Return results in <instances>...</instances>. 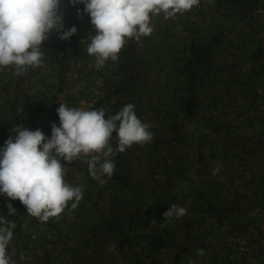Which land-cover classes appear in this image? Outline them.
<instances>
[{
  "label": "trees",
  "instance_id": "16d2710c",
  "mask_svg": "<svg viewBox=\"0 0 264 264\" xmlns=\"http://www.w3.org/2000/svg\"><path fill=\"white\" fill-rule=\"evenodd\" d=\"M212 3L193 8L201 14L213 7L212 15L209 18L204 16L207 22L203 25L199 21H192L188 12L166 20L156 38L141 37L144 50L152 54L156 62L166 92L165 95H156L147 106L149 131L153 139L142 146L134 144L124 153L114 156L115 172L111 179L104 177L106 183L100 186L90 176L87 163L77 160L66 164L61 160L69 168L65 182L72 186L82 185L83 198L77 208L72 209V202H69L59 218H50L46 223L29 216L19 200L11 201L0 195V215L16 225L7 250L12 264H115V257L106 255L102 249V240L106 236L115 244L117 251L124 254L123 263L159 264L154 252L166 251L169 253L167 256L173 254L174 264H180L181 254L169 228L172 219L167 222L163 219V213L167 211L164 204L166 191L154 197L159 182L163 189L167 188L174 175L179 178L174 186V199L188 194L191 208L196 213L194 221H185L188 240H200L201 237L198 239L193 230L196 226L211 229L212 224H206L210 218L224 224L223 213H216L205 193H196L195 188L190 192V186L182 189V184L195 185V176L201 173L200 169L190 173L189 168H177L176 164L173 167L163 166L160 160L155 159L162 146L171 147V155L172 149H180V145L185 144L182 135L172 138L165 135L167 130L177 128V124L167 123L172 109L184 111L187 119H193L196 112H212L214 119H207V126L213 123L214 128L220 129L229 125L220 122L221 107H226L225 104H229L227 101L231 103L237 99H247L254 105L259 98L255 85L256 82L261 85L264 80V0H212ZM83 9L82 4L73 7L70 0H61L60 14L64 28L75 26L77 33L67 41L59 39L62 33L50 34L41 46L43 68L29 67L27 73L20 76L15 74L12 67L0 70V149L4 148L7 139L15 136L12 128L17 124L32 131L39 129L47 138H51V125L55 123L60 126L57 108L61 103L85 110L103 107L106 115L110 116L131 101H134V105L136 101L140 102L141 89H146L143 84L145 73H139L134 86V72H130L133 70L130 57L138 41L128 40L117 61L109 59L103 68L97 69L95 58L87 53V46L95 31ZM78 10L80 15L77 14ZM226 31H235L234 35L237 34L240 43L234 45L236 40L227 39ZM162 46L167 52L160 49ZM168 55L172 57L170 63L166 62ZM248 59L252 60V72L258 80L242 74L241 65ZM198 69L201 77L196 82ZM69 74H72L71 79L68 78ZM122 77L128 79L123 80L125 84H119ZM133 90L136 92L132 93ZM220 104L222 106L219 107ZM136 107V115H139V108ZM115 136L116 133H113ZM192 143L197 145L198 151L204 148L203 141L199 139ZM115 145L116 141L113 140L112 146ZM121 155L129 158L127 169L121 168L120 162L117 163ZM204 159L200 151L198 166ZM155 169L160 170L159 176L164 174L163 170L170 176H160L153 181ZM142 173L144 179L148 180L147 186L139 181ZM119 180L126 187H121ZM139 188L143 196L144 189L150 188L149 202L139 196ZM111 191L115 193L108 194ZM127 196L130 198L127 199ZM9 203L16 209L15 215L9 216ZM236 216L239 217L238 214ZM163 223L168 226L161 228ZM213 262L218 263L217 259H213Z\"/></svg>",
  "mask_w": 264,
  "mask_h": 264
},
{
  "label": "clouds",
  "instance_id": "9594fccd",
  "mask_svg": "<svg viewBox=\"0 0 264 264\" xmlns=\"http://www.w3.org/2000/svg\"><path fill=\"white\" fill-rule=\"evenodd\" d=\"M200 2L70 0L73 7L84 5L83 13L90 17L95 35L87 46V53L95 58L97 69L103 68L109 59L117 61L128 40L139 41L150 36L154 30L153 17L162 14L163 19L169 20L190 12ZM60 4L61 0H0V70L12 67L20 76L29 67L43 68L41 46L50 34L62 33L59 39L67 41L77 33L75 26L64 28ZM77 14H81L79 10ZM57 114L60 126L51 125V138L39 129L32 131L17 124L12 128L15 136L7 139L0 149V195L11 201L19 200L27 214L41 223L59 218L69 202L72 209L77 208L83 198L82 185L65 182L69 168L61 160L66 164L77 160L87 163L92 179L103 186L104 177L111 179L115 172L114 156L134 144L142 146L153 139L150 125L138 118L131 103L110 116L103 107L85 110L61 103ZM219 171L217 166L213 175ZM7 208L9 216L16 214L11 203ZM186 214L187 208L173 204L163 213V219L167 222ZM160 226L165 228L168 224ZM15 227L13 221L0 215V264H12L7 250ZM197 255H205L204 250L198 249Z\"/></svg>",
  "mask_w": 264,
  "mask_h": 264
},
{
  "label": "rangeland",
  "instance_id": "374dc122",
  "mask_svg": "<svg viewBox=\"0 0 264 264\" xmlns=\"http://www.w3.org/2000/svg\"><path fill=\"white\" fill-rule=\"evenodd\" d=\"M214 4V3H212ZM210 5V4H208ZM203 6V5H202ZM214 6V5H213ZM199 7V6H198ZM204 7V6H203ZM211 10L213 9V7H210ZM203 9V8H201ZM211 10L210 9H206L205 11H203V13L199 14L196 13L195 10H191L189 13L191 14V20L192 21H199L202 25L205 23L206 20H204V16L206 17H210L211 14ZM212 13H214L212 11ZM264 16V14H262ZM166 20L163 19V15L161 14V16H157V17H153L152 18V25L154 27V30L152 32V34L149 37H153L156 38L157 32L160 30L161 26L163 23H165ZM207 22V21H206ZM260 26L262 25V22L259 20ZM234 33H236L235 31H230L227 32L226 31V37L227 39H230L231 41L236 40V44L234 45H238L237 43H240V39L237 36V34L234 35ZM162 44V43H161ZM264 44V43H263ZM163 45V44H162ZM256 46V45H254ZM253 46V47H254ZM252 47V48H253ZM145 45H144V41L143 40H139L138 42H136V47H134V54L130 57L131 61L130 63L133 65V70H130L131 73L134 72V77H133V85H136L137 79H139V73L140 74H144V86H146V89H141V97H140V102L136 101L137 107L139 108V115L138 118L141 119V121L145 124L149 125V120H148V115L147 113V106L148 104L151 102V100H154L156 95H165L166 92V87L165 84L163 82V80L161 79V76L159 74V70L157 71L156 68V62L152 56V54L150 55L149 53H147L145 50ZM159 48V47H157ZM160 49H164L163 46ZM232 50H235L232 49ZM231 50V51H232ZM155 50L153 49V52ZM163 51L167 52L166 49H164ZM217 53L219 54V46H217ZM136 55V57H135ZM219 56V55H218ZM264 58V56H263ZM172 60V57L170 55H168L166 62L170 63V61ZM264 62V61H263ZM242 68L247 67L248 69L253 68V64H252V60L248 59V61L244 62L242 65ZM159 67V66H157ZM242 70V69H241ZM194 73H196V71H194ZM129 75V74H127ZM72 74L68 75V78L71 79ZM201 77V71L198 69L197 74H196V82L199 81ZM121 81H119V84H125L123 83V80L125 79V81H127L128 79H126L125 77L120 78ZM253 79H257V77H254ZM252 79V80H253ZM248 80L250 81V79L248 78ZM196 82H194V84H196ZM259 83L256 82V89L259 87ZM184 86V85H183ZM143 87V85H142ZM141 87V88H142ZM136 91L133 90L132 93H135ZM134 101H131L129 103L133 104ZM229 104H225L226 107H221V119L220 122H224V123H230L229 125H227V127H221L220 129H217L216 127L214 128L212 125H215L213 123H211V125L207 126L208 121L207 119H214V114L212 112H208V113H204V112H196L194 118H190L187 119L186 115L184 113V111L178 110V108H174L172 109V111L169 112V116H168V120L167 123L169 124H177V128H171L169 130H167L165 132V135L168 136L169 138L178 136V135H182V137H184V143L180 145V149H172V156L169 154V152L171 151V147L169 146H165V147H161L157 153L155 154L156 160H160V162L162 163L163 166L168 165V167H170V165L173 167L177 166V168H181V167H186L189 168L190 173H193L194 171H196L197 169V160L199 157V153L200 151H205V152H209L210 148L211 151H217V149L219 148L218 146V141H220V143L222 142H232L235 143L233 144V150L237 151V150H241V148H243V150H247L249 157L252 156H258L257 158H255L253 161H251L253 163V166H248L251 170H253V167H257V173H260V171H262V169H264V145L261 141V133H262V125L259 122H251V123H246V124H237V122L230 121L228 119V116L230 113L235 112V111H239V109H242L244 107V109L247 107L249 111H254V105L253 103H250L247 99H237L235 101H232ZM226 102V103H227ZM141 103V104H140ZM175 105H177L176 103H174ZM246 105V106H245ZM222 106L221 104L219 105V107ZM204 110V108H202V111ZM204 113V114H203ZM145 117V119H144ZM206 117V119H205ZM179 131H178V130ZM238 136H240L242 139L238 140ZM200 137V138H199ZM200 140L203 141V149L198 151L197 149V145L193 144L192 141L195 140ZM231 143V144H232ZM186 147L184 148L183 146ZM251 159V158H250ZM117 163L120 162L121 163V168L123 169H127L128 165L130 164L129 158L126 157H122L119 156V158H117ZM237 160V159H236ZM235 160V161H236ZM179 163V166H178ZM255 163V164H254ZM234 165V164H233ZM125 167V168H124ZM232 168V169H231ZM236 168H238L236 166ZM235 167H230V170H234ZM225 170V169H224ZM165 170H163L164 174H160V176L162 177H169L170 174L167 175V173L164 172ZM160 170L158 171V169L154 170V173L152 174V180L154 181L155 179H159ZM141 180L142 184L144 183L146 186L148 184V180L145 178L144 179V174H141ZM197 176V175H196ZM195 176V177H196ZM246 176L243 175V179ZM144 179V180H143ZM179 178L176 177L175 175L172 177L171 182H170V186L168 185L167 188L162 187V184L159 182L158 188H156V193H154V197H158L162 195L163 190L166 191L165 192V196H164V201H165V207L168 210V208L175 204L177 206H182L187 208V214L179 219L176 218H172V222L169 225V228L171 229L173 236L175 237V240L177 242V250L182 252V256L183 258L187 257V253H192L193 249L196 250L195 254H191L190 255V259H193L194 264H197V260L199 257H201L200 262L198 264H218L216 262H213V258L214 256L219 254H223V250L221 249L220 246H222L224 248V243L221 242L219 240V244H218V248L217 249H211V248H207L204 247L201 244V241L198 240H188L187 238V233H186V227H185V221L190 219L192 221H194L196 219V213L195 211L192 210V206H191V202H190V197L188 194H183L185 196H177L178 198L174 199V186H176L178 184V180ZM197 179L195 178V181ZM194 181V183H195ZM245 181V180H244ZM119 182L121 183L120 186L121 187H126V184L122 181L119 180ZM154 183V182H153ZM181 182H179L180 184ZM173 184V186H172ZM251 184L252 183H248ZM256 183H253V185H255ZM183 186H190L189 191L192 192V190L196 187V183L193 186L190 183L187 184H182ZM180 185V186H182ZM196 186V187H195ZM120 188V187H119ZM183 190H185V188L182 187ZM200 190V191H199ZM150 188H145L144 192H145V196L142 195V190L141 188H139L138 192H139V196L142 197V200L149 202V198L151 197V195H149ZM251 191V190H249ZM264 191V189H263ZM196 193H200V192H205L204 189H201V186H198L196 191ZM114 191L109 192L108 194H114ZM161 193V194H160ZM251 196V194L249 195ZM130 197L127 196V199H129ZM133 200V198H132ZM152 199H150L151 201ZM212 218L209 219V221H211ZM212 234L215 235L216 237L218 236V230L215 229L211 230ZM194 235L199 239L200 237H202L201 234L204 233V227L202 226H196L195 229L193 230ZM262 235V233H260ZM201 235V236H200ZM219 238V237H218ZM242 240V239H241ZM102 249L104 250L106 255H111L114 256L115 258V264H128L127 261H125V263H123V258L125 257L124 254H122L121 252H118L116 249L115 244L109 239V237H104V239L102 240ZM198 249H203L205 255L203 256H198L197 255V250ZM154 254L156 255V258H162V255L158 252H154ZM97 256V253L94 254V257ZM181 257V256H180ZM166 258V255H165ZM188 259V263L184 262L185 264H190V262L192 260ZM251 259V257L249 258ZM96 260V259H95ZM166 263V262H165ZM182 264V263H180Z\"/></svg>",
  "mask_w": 264,
  "mask_h": 264
},
{
  "label": "crops",
  "instance_id": "0c3cea01",
  "mask_svg": "<svg viewBox=\"0 0 264 264\" xmlns=\"http://www.w3.org/2000/svg\"><path fill=\"white\" fill-rule=\"evenodd\" d=\"M240 123L246 124L248 122H237V124ZM240 139L242 138L238 136V140ZM231 143V141L229 143H220L218 141L219 148L217 151H211V148L209 152L201 151L205 159L200 166H197L201 170V173L196 176L197 180L195 183L197 187L201 186V189L205 190L203 193L207 195L212 205H214L216 213L222 212L224 216V224H219L216 220H212L215 221L212 224V230L216 227L220 236L219 240L224 243V248L220 246L223 254H220L219 251V254L213 259H217L218 264H264V215L259 217L258 221L248 220V216H246L248 211L255 205L263 204L259 194L264 189V169L260 173H257V167H253L254 169L251 170L248 166H253L251 161L258 156H253L251 160L246 149L243 150L241 148V150L235 151L233 150V144L235 143ZM217 166H219L220 171L213 175V171ZM230 167H235V169L230 170ZM243 175L246 176L244 179ZM248 183H252V186ZM253 183L256 184L253 185ZM183 188L186 189V186H183ZM250 194L251 196H249ZM237 214L239 215L237 218H239L240 223L232 226L228 231L219 233V227L231 222L233 220L231 217ZM258 231L259 234H257ZM227 235L233 236L240 245L243 244L246 247L245 252L237 253V263L226 260V254L230 252L232 247L227 240ZM195 251L193 249L192 253L195 254ZM179 253L181 254V263H188L192 253H187L185 258H183L181 251ZM160 254L162 255L161 260L157 258L159 264H174L172 253L169 256H167L169 253L166 251L160 252ZM250 257L251 259H249ZM200 258H198L197 264L200 262ZM190 260L193 262V259Z\"/></svg>",
  "mask_w": 264,
  "mask_h": 264
},
{
  "label": "built area",
  "instance_id": "2783aa9c",
  "mask_svg": "<svg viewBox=\"0 0 264 264\" xmlns=\"http://www.w3.org/2000/svg\"><path fill=\"white\" fill-rule=\"evenodd\" d=\"M207 3L208 4L212 3V0H201L200 6H202V5L204 6ZM242 74L244 77L245 76L251 77L250 79H253L256 76V74L254 72H252L251 69H248L247 67L242 68ZM257 93L259 95V98L255 101V104H254L255 110L254 111H249L247 107L245 109L243 107L242 109H239V111H235V112L230 113L228 116V119L232 122L233 121H235V122H248V123H251L254 121L259 122L262 125L261 141L264 145V80L261 81V85H259V87L257 88ZM250 158L252 160L253 156ZM261 191L262 192H260L259 195L261 196V199L263 200V204H257L251 210L248 211V214L246 215V216H248V220H255V221L257 220L258 221L259 217H263V215H264V191L263 190H261ZM232 218H233V220L231 222H228L227 224L219 227V233L228 231L232 226L236 225L237 223L238 224L240 223L239 218H237L236 215L233 216ZM212 220L211 221L208 220L206 224H210V223L214 224L215 221H212ZM207 226H209V225H207ZM259 228L262 229L261 227H259ZM211 230H212V228L208 230V228L206 226H204V233L202 234L200 241L204 247L211 248V249H217L220 236L218 235L216 237L215 235L212 234ZM257 234H259V231ZM227 240L232 247L230 249V252L228 251L229 253L226 254V260L229 262H232V263H237V261H238V254L237 253L238 252H241V253L245 252L246 247L243 244L240 245L238 243V241L233 236L227 235ZM236 243H237V245H236Z\"/></svg>",
  "mask_w": 264,
  "mask_h": 264
}]
</instances>
